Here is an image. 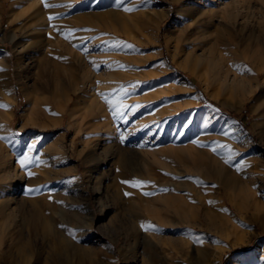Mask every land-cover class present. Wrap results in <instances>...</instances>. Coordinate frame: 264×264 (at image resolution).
<instances>
[{
	"label": "rangeland",
	"instance_id": "rangeland-1",
	"mask_svg": "<svg viewBox=\"0 0 264 264\" xmlns=\"http://www.w3.org/2000/svg\"><path fill=\"white\" fill-rule=\"evenodd\" d=\"M34 1L41 24L21 16ZM149 7L166 14L151 20ZM188 9L208 14L201 28L226 51L219 83L203 45L177 47ZM246 50L264 54V0H0V91L15 97L0 98L12 113L0 119V264H262L264 89L242 99ZM78 63L96 88L65 108L57 69ZM90 93L103 108L80 118ZM108 99L128 107L112 116ZM169 145L184 150L147 153ZM26 152L36 159L21 168ZM200 158L227 187L203 180Z\"/></svg>",
	"mask_w": 264,
	"mask_h": 264
},
{
	"label": "bare ground",
	"instance_id": "bare-ground-1",
	"mask_svg": "<svg viewBox=\"0 0 264 264\" xmlns=\"http://www.w3.org/2000/svg\"><path fill=\"white\" fill-rule=\"evenodd\" d=\"M172 1H176V0H172ZM36 1L32 2L31 4H29V6H27V10L25 9V11H22L23 13H21L23 16L25 13L28 14L29 11H31V13H29V17L31 19H37L36 21L41 24L39 21V17L41 19L44 20V17L42 16V11L40 9L36 8ZM227 5V4H226ZM220 5H218L219 7ZM39 7V6H37ZM228 7H230V4L227 5L225 8L219 9L220 13L223 14H228L229 16H233V11L230 9H228ZM40 8V7H39ZM234 9V8H233ZM204 12L201 13H195L192 9H188L187 13H186V17H185V21L186 20H190V23L188 25H184L182 27V29L180 30V34L177 36V47L178 49L180 48L182 51L184 50V47L182 46V42L185 40H187L189 37H193L194 41H197L200 45L204 46V52L207 53V57L205 58L204 62L203 60L201 61L203 63V69L205 70L207 77L211 79V81L217 82L219 83L221 80V72H223V68H222V63L227 62L228 60L224 57H222L223 52L226 54V51H221L219 54L218 53V49H217V45L219 40H215V39H208L206 37V32L201 28L203 27V25H205V16L208 15L206 14L205 16L203 15ZM209 13V12H208ZM25 14V15H26ZM165 11H156L153 8L149 7V11L146 13V16L151 19V20H156V19H162L165 16ZM205 14V13H204ZM20 16V15H19ZM51 17V16H50ZM208 17V16H207ZM210 17V16H209ZM29 18V19H30ZM30 19V20H31ZM209 19V18H208ZM28 20V19H27ZM28 20V21H30ZM43 20L42 23H43ZM36 22V23H37ZM44 25V23H43ZM39 26V25H38ZM37 27V26H36ZM41 27V26H40ZM205 27V26H204ZM35 28V27H34ZM39 28V27H38ZM37 28V29H38ZM47 28V27H45ZM25 29V28H24ZM40 29V28H39ZM43 29V28H42ZM30 30V29H29ZM41 30V29H40ZM39 30V31H40ZM15 34L12 35V38L14 39ZM30 36V35H28ZM209 36V35H208ZM210 38V37H209ZM14 41V40H13ZM37 41V40H36ZM54 41V40H53ZM227 42V41H226ZM231 43V41H229ZM53 43V42H52ZM186 43H189L186 41ZM37 44V42H36ZM51 44V43H50ZM55 44V43H54ZM61 44V43H60ZM226 45V43H223ZM233 44V43H232ZM20 45V44H19ZM58 45V44H57ZM231 45V44H230ZM25 46V45H24ZM20 47V46H19ZM53 47V46H52ZM57 47V46H56ZM60 47V46H59ZM62 47V46H61ZM39 48V47H38ZM28 49V48H27ZM26 49V50H27ZM37 49V48H36ZM68 49V47H67ZM248 49V48H247ZM25 50V51H26ZM70 50V49H69ZM186 50V48H185ZM24 51V50H21ZM28 52V51H27ZM52 52V51H50ZM23 53V52H22ZM26 53V52H25ZM187 53V52H186ZM75 56V55H74ZM236 56V55H235ZM244 58L242 61H239L238 59H235L236 61V65H241L242 66H248L250 65L253 71V78H252V82L254 83V88L249 87L246 88V86H244V84L242 83V80L244 79V77H240V81H241V91L244 93L243 95V100L249 98V97H255L259 92H262L264 89V79L261 80V78H264V54L262 55V57L260 59L255 58V56L252 55V53L249 50H246L244 52ZM46 58V57H45ZM199 60V58H197ZM77 59H75L76 61ZM121 60V59H119ZM196 60V61H198ZM48 62V60H47ZM80 62V59H79ZM40 63V62H39ZM42 63V62H41ZM82 64V63H81ZM80 63H78V69L74 72V71H69L67 72L65 69H57V74L55 76V85H56V91L55 93H58L59 96H61L63 98V103L65 105V108L74 100L75 97L78 98V93L80 92V85L85 88V86L87 87V91L91 92L94 87L96 86L95 83L92 81V78H96L99 76H94L92 74H85V73H78L77 71L81 72V70H83V67L85 66H81ZM199 64V63H197ZM45 65V64H44ZM46 66V65H45ZM227 67V65H226ZM230 67V66H229ZM41 69V68H40ZM89 70V69H88ZM87 70V71H88ZM86 71V73H87ZM227 74H228V70L225 69L224 70ZM230 73V72H229ZM233 74V73H231ZM227 75H225L224 77H226ZM110 77H119V74H115L112 75L111 73H107L106 74V78H110ZM237 77V75H236ZM247 79V78H246ZM249 79V78H248ZM104 80V79H103ZM245 81V79H244ZM247 81V80H246ZM64 82L65 84L68 85V87H63L61 85V83ZM54 84V83H53ZM105 84V83H104ZM99 85V84H98ZM220 86V84H219ZM116 87V86H115ZM225 87V86H223ZM248 87V86H247ZM96 88V87H95ZM240 88V87H239ZM55 89V88H54ZM86 89V88H85ZM175 90H179L180 87H178V85L174 86ZM83 90V89H82ZM106 91V90H104ZM113 91V90H112ZM111 91V92H112ZM54 93V92H53ZM85 93V92H84ZM102 93V92H101ZM109 93V92H108ZM86 94V93H85ZM87 95V94H86ZM89 96L86 99H82L81 101H77L76 103H79L80 105H82V107L80 108V114L79 116H81L80 118H82V116H85L88 112H93L96 111L95 114H97V111H101V109L103 108L102 105L98 102L97 100V96L95 94H88ZM101 95V94H100ZM259 95V94H258ZM33 97V96H32ZM35 97V96H34ZM33 97V98H34ZM85 97V96H84ZM0 98L1 99H5L7 98V100H9L10 102H14L15 101V97L12 96L11 98L6 97V94L4 92L0 91ZM79 100V99H78ZM110 99H108L109 101ZM34 103H38L37 99H34ZM111 101V100H110ZM64 110V109H63ZM65 111V110H64ZM105 113V112H104ZM124 113V112H123ZM260 116L261 118H263L264 120V97L262 99L261 105H260ZM12 115L11 112H6L5 114L0 112V119H9L10 116ZM32 115L33 112L28 114L27 117H29L28 119L31 120L32 119ZM112 116H114L113 114H111ZM120 115V114H119ZM110 116V115H109ZM121 116V115H120ZM109 118V117H108ZM121 118V117H120ZM108 121V119H107ZM106 121V127L110 129L111 127V121ZM113 121V120H112ZM115 121V120H114ZM118 122V121H117ZM123 122V121H122ZM121 122V124H122ZM126 123V122H125ZM26 124L23 123L22 127ZM104 124V123H103ZM113 124V123H112ZM123 126V125H122ZM44 127V126H42ZM106 129V128H105ZM112 129L107 130L109 132H111ZM115 130V129H114ZM116 132V131H115ZM117 133V132H116ZM112 134V132L110 133ZM161 140V139H160ZM151 147V146H149ZM183 148L180 147H167L165 149H160L158 151L156 150H151V152H147L149 154L152 155V158H155V156L157 154L160 155H173V156H179L180 153L183 152ZM1 151V148H0ZM144 153V151H142ZM142 153V154H143ZM135 155V153H134ZM133 155V156H134ZM141 155V153H140ZM148 155V154H147ZM145 156V155H144ZM7 159V158H6ZM131 159V158H130ZM1 160V158H0ZM10 160V158H9ZM129 160V159H128ZM8 161V160H7ZM7 166V165H6ZM198 168L200 170L201 173V177L203 178V180L206 181H213L217 184V192H219L221 190V188L223 187H227V185L224 183V180L222 178V168L220 167V165L218 164L217 160L215 158L211 159V162H205L203 160V158H200L199 163H198ZM4 203V202H2ZM4 205V204H3ZM6 205V204H5ZM2 206V205H1ZM8 207V206H7ZM3 209H5L3 207ZM148 209V208H147ZM146 210V209H145ZM148 211H150L148 209ZM53 231V229H52ZM63 235V233H62ZM65 239V238H64ZM66 240V239H65ZM68 241V240H67ZM2 247V246H1ZM1 251V250H0ZM3 254V252H2ZM260 262L263 264L264 263V259L263 257L260 258Z\"/></svg>",
	"mask_w": 264,
	"mask_h": 264
},
{
	"label": "snow or ice",
	"instance_id": "snow-or-ice-1",
	"mask_svg": "<svg viewBox=\"0 0 264 264\" xmlns=\"http://www.w3.org/2000/svg\"><path fill=\"white\" fill-rule=\"evenodd\" d=\"M45 6L46 7H52L54 5L45 4ZM132 10H133L132 8H126L125 9V11H132ZM49 19L51 20V19H53V17H49ZM127 47L131 48L132 46L128 45ZM108 104H109V108H110L113 115L120 114L124 108L128 107L125 104L116 105L115 102H113V101H108ZM0 127H2V126H0ZM12 135H16V134L12 133ZM225 135H227V133H225ZM0 139H6V138L0 137ZM33 149H34V145L28 146V152H31ZM28 152L24 153L22 158L19 160L21 168H25L28 164H31L34 159H36L35 157L30 158L28 155ZM37 163H38V160H37ZM28 175H32V174L28 173ZM123 183H130V182L125 181ZM138 183H140V182L133 183V186H135V184H138ZM29 191H31V189H29ZM125 195H129V194L125 193ZM145 195H148V193H145ZM142 227H144V225H142ZM149 227H151V225H149ZM71 231L72 230H70V234H71Z\"/></svg>",
	"mask_w": 264,
	"mask_h": 264
}]
</instances>
